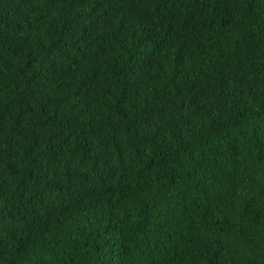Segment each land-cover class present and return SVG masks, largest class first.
Returning <instances> with one entry per match:
<instances>
[{
	"label": "trees",
	"instance_id": "trees-1",
	"mask_svg": "<svg viewBox=\"0 0 264 264\" xmlns=\"http://www.w3.org/2000/svg\"><path fill=\"white\" fill-rule=\"evenodd\" d=\"M0 264H264V0H0Z\"/></svg>",
	"mask_w": 264,
	"mask_h": 264
}]
</instances>
